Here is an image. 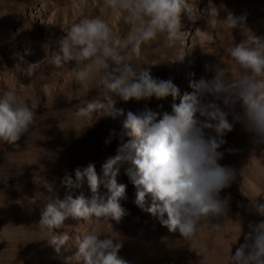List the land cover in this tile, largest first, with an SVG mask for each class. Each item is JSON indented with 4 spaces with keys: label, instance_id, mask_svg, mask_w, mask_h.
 Returning a JSON list of instances; mask_svg holds the SVG:
<instances>
[{
    "label": "rangeland",
    "instance_id": "rangeland-1",
    "mask_svg": "<svg viewBox=\"0 0 264 264\" xmlns=\"http://www.w3.org/2000/svg\"><path fill=\"white\" fill-rule=\"evenodd\" d=\"M188 3L194 8L195 19L182 13L184 37L169 47L161 35L142 46L140 59L133 57L130 62L134 68L151 69L157 80H170L178 87L179 96L125 102L112 94L124 116L114 119L94 113L91 119L76 120L73 114L80 104L94 97L102 98L104 92L92 82L87 93H83L71 74L75 62L56 69L47 62L48 54L59 50L58 41L66 35L65 31L85 16L104 15L121 37L127 34L129 26L102 13L103 0H0V99L7 91L15 90L38 117L30 132L17 142L19 147L0 143V264H84L83 260L75 259L78 246L74 237L77 232L94 229L104 238L110 230L102 220L88 225L70 217L65 227L53 229V234L67 231L73 237L60 253L49 244L51 233L39 227L43 204L50 198L63 200L69 193L63 183L66 175L75 179V170L91 163L103 179V164L132 139L124 134L127 112L139 114L151 110L158 113V119L165 112L174 114L172 105L179 104L185 93L195 91L191 87L193 82L214 75L206 70V64L221 62L240 71L226 47L240 43L246 36L239 27H227L224 19L228 13L246 15V28L264 38V0H188ZM211 23L217 27L213 28ZM237 111L242 110L238 107ZM228 119L234 122L231 115ZM224 139L226 143L219 149L224 156L219 163L236 173L231 186L221 191L222 198L230 196L224 226L230 235L225 231L213 232L206 222L202 224L191 245L199 247L202 255L192 251L179 232H170L158 217L135 203L137 189L128 174L131 164L121 161L114 166L118 169L117 183L126 186V198L120 201L126 215L119 223L110 221L111 234L116 236L114 243L122 244L118 255L128 264H229L231 252L235 254L245 242L249 223L264 220L251 203V198L264 203L261 154L264 145H255L253 134L238 122H234L233 131ZM71 192L74 198L81 193L86 198L92 197L86 178L82 188ZM99 195L106 201L111 193L101 184Z\"/></svg>",
    "mask_w": 264,
    "mask_h": 264
},
{
    "label": "clouds",
    "instance_id": "clouds-1",
    "mask_svg": "<svg viewBox=\"0 0 264 264\" xmlns=\"http://www.w3.org/2000/svg\"><path fill=\"white\" fill-rule=\"evenodd\" d=\"M101 12L123 20L129 26L127 34L117 35L104 15L85 16L65 31L66 35L58 41L59 50L48 54L47 62L56 69L75 62L71 74L83 93H87L92 82L104 92L102 98L82 102L73 114L75 119H91L94 113L114 119L124 116L112 94L125 102L153 96L177 98L179 89L170 80H157L151 69L134 68L130 62L133 57L140 59L142 46L161 35L169 47L184 37L182 13L195 19L188 0H103ZM245 20L246 15L236 16L231 12L224 19L228 28L239 27L246 36L240 43L226 47L240 71L221 62L206 64V70L214 75L193 82L191 87L195 91L185 93L179 104L172 105L174 114L165 112L158 119V113L151 110L139 114L127 112L124 134L132 139L103 164V179L91 163L77 168L75 179L66 175L63 183L69 193L63 200L48 199L39 220L40 229L51 233L49 244L57 253L73 237L67 231L53 234V229L65 227L70 217L88 225L102 220L109 234L101 238V233L94 229L77 232L75 259L83 260L84 264H128L118 255L122 244L114 243L116 236L111 234L110 222L119 223L126 215L120 203L126 198V186L117 183L118 169L114 168L121 161L132 166L128 174L137 189L135 203L158 217L170 232H179L197 255H202L201 249L191 245L205 222L211 231L229 234L224 226L228 221L230 196L222 198L221 191L231 186L236 173L219 163L224 156L219 149L226 143L225 135L233 131L234 122L243 124L253 134L255 145H264V38L253 35ZM211 26L217 27L215 23ZM238 107L242 111H237ZM229 115L234 122L229 121ZM37 118L34 108L24 103L15 90L7 91L0 99V143L19 147L17 142L30 132ZM261 154L264 155V149ZM85 178L91 199L83 193L74 198L71 190L82 188ZM101 184L111 193L106 201L99 195ZM241 191L249 197L243 188ZM251 203L252 209L264 216V203L252 198ZM248 228L245 242L235 254L231 252L229 264H264V220L249 223Z\"/></svg>",
    "mask_w": 264,
    "mask_h": 264
}]
</instances>
